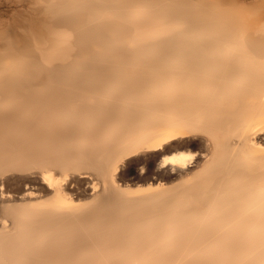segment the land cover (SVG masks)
Segmentation results:
<instances>
[{
	"label": "bare ground",
	"instance_id": "1",
	"mask_svg": "<svg viewBox=\"0 0 264 264\" xmlns=\"http://www.w3.org/2000/svg\"><path fill=\"white\" fill-rule=\"evenodd\" d=\"M0 264H264V0H0Z\"/></svg>",
	"mask_w": 264,
	"mask_h": 264
}]
</instances>
